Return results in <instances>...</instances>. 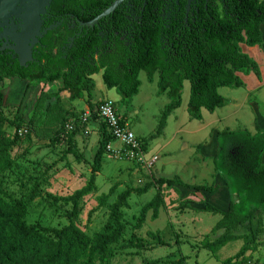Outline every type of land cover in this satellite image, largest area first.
<instances>
[{
  "label": "trees",
  "instance_id": "trees-1",
  "mask_svg": "<svg viewBox=\"0 0 264 264\" xmlns=\"http://www.w3.org/2000/svg\"><path fill=\"white\" fill-rule=\"evenodd\" d=\"M113 1L53 0L50 7L51 12L62 17L89 22ZM161 3L162 0H131L130 5L123 3L93 27H86L77 36L73 35L71 42L68 41L71 30L63 22L47 30L35 46L32 60L25 65H20L6 51L0 52V82L17 77L29 87L60 81L61 85L55 92L41 90L37 97L39 101L42 97L47 99L42 111L43 122L49 121V114L52 115L50 108L57 110L58 128L54 140L69 134L68 143H71L78 128L90 121H98L103 128L86 184L68 196L48 195L53 204H71V210L66 213L69 222L61 227L28 222V207L39 196L41 182L28 176V180L19 185L21 189L27 188V184L34 181L28 192L15 197L5 188V175L20 158L17 152L19 145L27 141L26 150H29L33 143L28 128L15 120L16 133L12 136L7 134L1 114L4 104L0 90V264H109L116 244L125 233L123 209L128 208L132 193H146L154 184L157 187V193L139 211L136 228H141L149 211L154 218L157 217L162 204L160 191L165 186L178 185L210 192L217 188L187 184L177 176L159 178L142 187L125 188L118 193L108 205L106 224L92 235L73 221L79 213L81 200L96 192V175L100 171L102 154L107 151V144L114 141L95 110L102 101L98 104L91 102L95 86L92 75L101 72L105 87L114 89L122 104L128 106L138 92L139 73L145 72L148 80L157 73V94L165 93L169 103L162 111L156 133L161 132L167 116L180 105L184 80H188L190 85L188 114L199 119L201 108L214 111L228 103L218 93V88L243 86L238 73L253 72L260 77L257 63L241 51L240 44L259 46L263 43L264 0H210L207 10L201 8L188 24L181 19L169 23L163 20L158 11ZM62 91L68 92L69 101L86 97L90 116L85 123L79 122L83 111L76 112L72 107L62 105ZM67 125H72L71 131L67 130ZM22 127L27 132L20 136L17 130ZM216 143L214 171L219 173L224 187L236 200L229 198L225 211L204 203V211L221 213V218L211 229V233L218 232V236L211 239L209 234H205L201 245L214 254L228 242L242 239L238 251L223 259L222 264H251L260 246L258 237L264 232V127L255 124L254 133L245 128L225 129L217 134ZM113 193L114 189H111L97 196L99 205H105ZM147 235L154 240L155 246L166 244L156 233L147 232ZM125 246L142 248L144 243L138 238ZM146 264H156V261Z\"/></svg>",
  "mask_w": 264,
  "mask_h": 264
},
{
  "label": "rangeland",
  "instance_id": "rangeland-1",
  "mask_svg": "<svg viewBox=\"0 0 264 264\" xmlns=\"http://www.w3.org/2000/svg\"><path fill=\"white\" fill-rule=\"evenodd\" d=\"M240 47L243 53L256 61L260 77L253 72L240 74L243 86L218 88V93L228 103L214 111L201 108L199 119L191 118L188 114L190 85L188 80H184L181 103L167 116L160 133H156L157 127L169 98L165 93L157 94V73L151 80H148L145 72L139 73L140 86L128 106L122 104L120 95L114 89L105 87L101 72L92 75L95 84L93 99L107 96L113 101L120 120L127 124L139 141L144 142L147 156L155 155L157 159L151 169L143 170L130 160L115 157L108 150L103 153L100 171L96 175L97 190L81 200L79 213L73 219L81 229L89 235L100 230L108 220V205L125 188H138L147 182L174 176L187 184L217 187L210 192L194 191L178 185L165 186L160 191L162 204L157 217L154 218L152 211H149L141 228H136L139 211L157 193V187L154 184L146 193H132L128 199V208L123 209L125 233L116 244L109 264H146L153 260L156 264H222L223 259L233 255L241 247L243 240L238 239L228 242L213 254L201 245L205 234H209L211 239L218 236L219 233H211V229L221 218V213L204 211V203L225 211L229 198L236 200L224 188V180L219 173L214 171L217 134L225 129L237 128H245L254 133L255 124L264 127V48L246 44H241ZM41 86L27 87L26 82L17 77L0 82L4 104L1 114L4 116L7 134L12 136L16 133L15 120L17 124H24L28 128L33 143L29 150H26L27 141L19 145L17 152L20 153V158L6 173L5 188L8 193L19 197L21 192H28V187L34 181L23 189L20 188V183L27 181L28 176L35 177L36 181L41 182L39 196L28 207L27 221L61 227L69 222L66 213L71 210V204H53L48 195L68 196L86 184L103 128L98 121H90L78 128L71 143H68L69 134L54 140V133L58 128L55 116L57 110L55 107L50 108L54 118L49 114V121L43 122L42 111L47 99H37ZM53 87L55 83L46 84L44 90L49 91ZM99 102L101 101L96 104ZM61 103L71 107L68 99H62ZM54 105L57 106V103ZM111 146L117 147L119 142H112ZM111 189H114V193L106 204L99 205L97 196L106 194ZM262 225L264 226V219ZM147 232L158 234L166 244L155 246ZM138 238L143 241L144 247L125 246L130 241L136 242ZM258 241L260 246L254 253L251 264H264V232L259 235Z\"/></svg>",
  "mask_w": 264,
  "mask_h": 264
},
{
  "label": "flooded vegetation",
  "instance_id": "flooded-vegetation-1",
  "mask_svg": "<svg viewBox=\"0 0 264 264\" xmlns=\"http://www.w3.org/2000/svg\"><path fill=\"white\" fill-rule=\"evenodd\" d=\"M52 1L53 0L49 2V5L45 6V12L39 16V20H37L33 26H29V31L27 32H25L23 28V19H25L24 7H20L15 14L0 17V52L6 51V53L11 54L12 58H16L18 62L24 61L26 63L32 60L33 50L38 41L46 34L47 30L54 29L65 22L68 24L72 33V35L68 37V41L71 42L73 40V35L77 36L84 28L94 26V24L83 25L81 23L87 22H81L73 18L69 19L68 16L62 17L59 13L51 12L50 5ZM130 1L131 0H124L120 5L123 3L130 5ZM209 1L210 0H162L158 11L161 18L168 23L181 19L184 24H188L190 20L196 17L201 8L207 10ZM144 5L145 2L143 3V6ZM66 14L67 13H65V15ZM76 22L78 23L76 24ZM46 23H49V25L46 26Z\"/></svg>",
  "mask_w": 264,
  "mask_h": 264
},
{
  "label": "built area",
  "instance_id": "built-area-1",
  "mask_svg": "<svg viewBox=\"0 0 264 264\" xmlns=\"http://www.w3.org/2000/svg\"><path fill=\"white\" fill-rule=\"evenodd\" d=\"M98 117L102 120L111 134L114 141L119 142V146L112 147L109 142L106 149L113 153L115 157H123L138 165L143 170H149L153 167L157 157L155 155L147 156L146 150L142 147V142L137 139L134 133L128 129L126 123H121L114 108L113 101L103 100L95 108ZM90 116V111H83L79 117L80 123H85ZM68 131L72 130V125L66 126ZM27 129L22 127L17 130L18 135L26 134Z\"/></svg>",
  "mask_w": 264,
  "mask_h": 264
},
{
  "label": "water",
  "instance_id": "water-1",
  "mask_svg": "<svg viewBox=\"0 0 264 264\" xmlns=\"http://www.w3.org/2000/svg\"><path fill=\"white\" fill-rule=\"evenodd\" d=\"M51 0H0V17L9 16L15 14L20 7H24V25L23 28L25 32L29 31V26L39 20V16L45 12V6L49 5ZM124 0H114L105 10L98 14L94 19L87 23H81L83 25H93L98 20L109 16L115 11V9ZM20 65H25L24 61L19 62Z\"/></svg>",
  "mask_w": 264,
  "mask_h": 264
},
{
  "label": "crops",
  "instance_id": "crops-1",
  "mask_svg": "<svg viewBox=\"0 0 264 264\" xmlns=\"http://www.w3.org/2000/svg\"><path fill=\"white\" fill-rule=\"evenodd\" d=\"M241 45V44H240ZM255 46H257V45H255ZM259 46H261V48H264V35H263V43L261 44V45H259ZM264 51V50H263ZM256 62V61H255ZM240 74H242V73H238V76L240 75ZM53 83H55V87H53L51 90H49V91H45L44 89H45V85H42L41 86V90H44V92H46V93H53V92H55L59 87H60V85H61V83H60V81H55V82H53ZM52 84V83H51ZM60 96H61V98L62 99H67L68 98V96H69V94H68V92H66V91H62V92H60ZM105 99H109L107 96H101L100 98H97V99H93L92 98V100H91V102L92 103H97L98 101H102V100H105ZM70 103H71V107L74 109V111H76V112H79V111H86V110H89L88 109V103H87V100H86V97L84 98V99H75V100H72V101H70ZM76 105H78L79 107L77 108L76 107ZM68 107V106H67ZM96 124V123H95ZM258 125V124H257ZM260 128H263V127H261L260 126ZM113 142H115V141H113ZM225 188V187H224ZM226 189V188H225Z\"/></svg>",
  "mask_w": 264,
  "mask_h": 264
}]
</instances>
